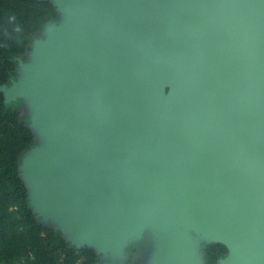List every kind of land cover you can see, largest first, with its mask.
Here are the masks:
<instances>
[{"label":"water","instance_id":"95a60500","mask_svg":"<svg viewBox=\"0 0 264 264\" xmlns=\"http://www.w3.org/2000/svg\"><path fill=\"white\" fill-rule=\"evenodd\" d=\"M53 2L69 21L3 88L50 138L20 163L37 211L77 221V246L119 251L148 218L218 236L221 264H264V0ZM196 250L175 234L154 264Z\"/></svg>","mask_w":264,"mask_h":264},{"label":"trees","instance_id":"16d2710c","mask_svg":"<svg viewBox=\"0 0 264 264\" xmlns=\"http://www.w3.org/2000/svg\"><path fill=\"white\" fill-rule=\"evenodd\" d=\"M59 17L53 0H0V264H94L98 259L92 247L73 244L32 210L19 165L35 135L30 117L19 113L23 98L4 99L3 88L16 79L22 54ZM204 251L206 263L215 264L227 248L216 242Z\"/></svg>","mask_w":264,"mask_h":264},{"label":"rangeland","instance_id":"374dc122","mask_svg":"<svg viewBox=\"0 0 264 264\" xmlns=\"http://www.w3.org/2000/svg\"><path fill=\"white\" fill-rule=\"evenodd\" d=\"M58 13L60 15L56 22L47 24L42 33L37 36L31 43L30 49L25 51L20 61L23 63L36 66L38 63L37 57L39 55L38 49L42 44H49L50 40V30H53V25L56 27L59 25H66L69 21V12L58 8ZM16 76L19 80L24 79L27 76V71L18 63L16 67ZM19 113L21 116H34L36 111L34 107L30 104L29 99H24L19 106ZM31 130L35 135V147L24 151V155L27 160H36V149L45 148L49 143V136L43 133L40 124L32 122L29 124ZM22 165H19V172L21 178L24 180L25 185L28 190L29 204L35 214L39 217V221L42 224L52 227V228H63V237L73 244H79L80 239L77 237V224L75 221L68 226L63 225V219L56 212L42 211L41 213L37 211L38 206L34 198V192L37 190V182L31 180L26 176L22 169ZM180 227V226H179ZM175 234H185L187 237L196 244V257L200 261V264H207L205 258V247L208 244L219 242L225 244L218 236L212 235V233L206 231H200L192 226H182L180 228H168L159 229L154 226L151 219L146 218V222L143 227L140 228L138 235H133L126 233L124 239L120 244V250L106 249L100 242H95L94 240L87 241L86 245L92 247L98 254V259L94 264H154L156 259V253L159 248L165 244H168L169 239ZM227 248L226 253L222 258H220L215 264H221L222 261L231 260V251L227 244L224 245ZM24 264L23 261H19Z\"/></svg>","mask_w":264,"mask_h":264}]
</instances>
